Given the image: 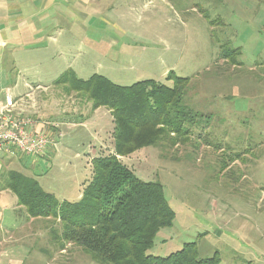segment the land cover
<instances>
[{"label": "rangeland", "instance_id": "1", "mask_svg": "<svg viewBox=\"0 0 264 264\" xmlns=\"http://www.w3.org/2000/svg\"><path fill=\"white\" fill-rule=\"evenodd\" d=\"M82 11L85 18L67 16L78 26L68 27L63 36L79 78L98 74L120 86L146 80L171 86L166 77L173 72L191 78L187 104L213 116L210 127L197 128L193 144L181 149L179 162L151 147L122 158L139 179L164 186L175 212L173 227L158 234L150 254L167 257L196 243L200 258L217 253L221 264H264V0H88ZM224 45L240 49V65L221 58ZM72 50H77L74 56ZM36 53L46 57L45 50ZM64 62H37L44 82L54 80ZM61 91L65 95L62 86L52 87L29 99L48 94L54 98ZM67 98L72 106L88 103L75 94ZM87 105L76 110L87 115ZM103 111L98 131L89 124L73 127L50 157L34 164L35 158L17 153L12 162L1 164L3 171L34 178L61 202H78L91 176L90 158L96 155L89 144L103 141L112 150L111 119ZM72 120L81 122L78 117ZM103 149L98 153L106 152ZM2 209L9 213L11 206L0 202ZM43 235L29 241L30 261L49 262L43 250L51 247L50 236ZM62 261L98 264L73 245L53 253L52 264Z\"/></svg>", "mask_w": 264, "mask_h": 264}, {"label": "trees", "instance_id": "2", "mask_svg": "<svg viewBox=\"0 0 264 264\" xmlns=\"http://www.w3.org/2000/svg\"><path fill=\"white\" fill-rule=\"evenodd\" d=\"M240 52L224 45L221 58L240 65ZM166 81L171 86L154 80L120 86L98 74L84 80L68 70L56 82L65 95L75 94L90 103L91 112L110 111L113 145L112 151L90 160L91 176L78 202L59 201L37 180L15 170L2 172L0 190L16 196L19 218L33 222L43 236L48 232L51 247L43 250L48 258L73 245L98 264H221L217 253L200 258L196 243H187L167 257L150 254L158 234L173 227L175 212L160 182H145L122 163V158L150 147L179 162L181 149L193 144L196 129L210 127L213 116L187 104L191 78L172 72Z\"/></svg>", "mask_w": 264, "mask_h": 264}, {"label": "crops", "instance_id": "3", "mask_svg": "<svg viewBox=\"0 0 264 264\" xmlns=\"http://www.w3.org/2000/svg\"><path fill=\"white\" fill-rule=\"evenodd\" d=\"M85 7H88V0H0V107L5 105L6 97L13 98L16 103L15 111L33 117L36 122L34 129L48 132L55 138L57 144L73 127L81 128L89 124L98 131L99 122L105 114L100 115L103 109L105 110L103 112L110 116L112 124L108 109L100 108L86 115L76 108L85 107L90 103L76 101L77 103L72 106L67 96L61 94L62 91L54 98L48 94L39 96L37 101L29 99L36 92L50 91L52 87H59L56 82L66 71L73 70L77 74L74 62L71 63L68 57L69 44L63 41V36L65 37L68 27L78 26L77 20H68L67 16L82 18L85 15L82 9ZM82 21L80 19L79 22L84 24ZM39 50H45L46 53L42 56L46 57H40V53H36ZM72 51L70 54L74 56L77 50ZM56 59L63 62L66 60L64 68L58 71V76L54 80L46 83L44 82L46 76L38 69L37 62L43 66L45 60L52 63ZM50 108L56 112L45 111ZM50 114L54 116L49 117ZM77 117L80 123L73 122L72 119ZM101 143L89 144L91 152H94L93 155H99L100 147L107 149L106 151L110 149L103 141ZM56 145L50 147L44 156L35 158L32 162L36 164L37 160L50 157ZM14 157L13 154L0 153V176L3 172L1 164L4 161H11ZM33 163L30 164L31 168H35ZM0 202L11 206L9 213L3 209L0 211V264H52L50 258L48 263L40 259L30 261L28 256L32 253L30 251L32 247H28L29 241L42 233L39 228L34 229L33 222L27 220L22 223L17 222L20 207L16 196L10 191L0 190Z\"/></svg>", "mask_w": 264, "mask_h": 264}, {"label": "built area", "instance_id": "4", "mask_svg": "<svg viewBox=\"0 0 264 264\" xmlns=\"http://www.w3.org/2000/svg\"><path fill=\"white\" fill-rule=\"evenodd\" d=\"M13 98L6 97L5 105L0 107V153L23 154L30 158L45 155L56 144L48 132L36 131V122L29 116L15 111Z\"/></svg>", "mask_w": 264, "mask_h": 264}]
</instances>
